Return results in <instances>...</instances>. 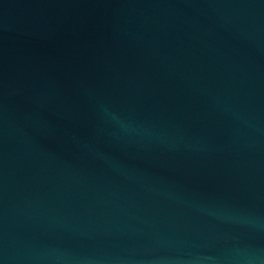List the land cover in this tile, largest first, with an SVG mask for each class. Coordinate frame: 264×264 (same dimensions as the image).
Segmentation results:
<instances>
[{"label":"water","instance_id":"water-1","mask_svg":"<svg viewBox=\"0 0 264 264\" xmlns=\"http://www.w3.org/2000/svg\"><path fill=\"white\" fill-rule=\"evenodd\" d=\"M0 264H264V0H0Z\"/></svg>","mask_w":264,"mask_h":264}]
</instances>
